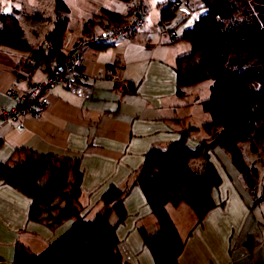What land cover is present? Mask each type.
Here are the masks:
<instances>
[{
  "label": "trees",
  "instance_id": "trees-1",
  "mask_svg": "<svg viewBox=\"0 0 264 264\" xmlns=\"http://www.w3.org/2000/svg\"><path fill=\"white\" fill-rule=\"evenodd\" d=\"M180 1L156 5L155 28L167 38L165 45L181 41L190 45V52L177 57L173 65L177 98L183 97L182 89L187 86L212 81L209 98L201 103L209 121L200 128L181 129L178 140L164 147H151L124 186L107 189L90 219L87 213L82 215L78 160L16 149L8 161L0 163V182L30 201L28 222L49 231L71 224L38 255L18 243L13 264H128L118 250L115 231L125 219L123 202L134 187L141 191L156 223L153 231L139 229L153 264H177L187 237L181 238L166 206L187 205L196 220L194 227L214 207L210 192L219 186L220 178L211 162L212 150L250 139L249 130L264 123V0H200L203 14L177 35L178 26L186 21L177 17ZM46 7L29 14L0 15V49L22 54L21 59H39L43 76L52 73L66 52H73L78 43L99 31L103 21L117 26L127 18L100 9L82 22L75 39L70 35L66 44L63 36L71 34V29L65 0H47ZM21 22L27 23L26 29ZM47 45L49 50H44ZM111 47L96 46L83 55L93 59L92 51ZM128 88L129 94L118 97L135 92L132 77ZM199 129L204 138L190 148L189 136ZM253 246L247 252H253Z\"/></svg>",
  "mask_w": 264,
  "mask_h": 264
},
{
  "label": "crops",
  "instance_id": "crops-1",
  "mask_svg": "<svg viewBox=\"0 0 264 264\" xmlns=\"http://www.w3.org/2000/svg\"><path fill=\"white\" fill-rule=\"evenodd\" d=\"M122 3L124 7L125 3ZM124 10L118 13L125 14ZM142 32L118 42L113 47L115 51L107 59L104 55L105 61L98 64L99 69L104 70L115 65L122 56L136 85L132 95L118 97L107 87L98 86L92 88L86 98L78 99L63 89L55 88L45 94V108L39 116H28L14 122L4 121L0 116V163L8 161L18 148L43 156L78 160L82 174V215L87 213V219L93 217L100 198L110 186H124L151 147H164L177 141L181 129L193 126L188 124L189 115L181 110V105L186 104L183 102L185 93L182 98L176 97L173 65L179 54L170 53L168 49L172 45H165V42L142 45L137 39ZM151 32L157 33L156 29ZM106 50L92 51L89 55L95 59L96 52ZM22 56L0 49V115L12 106L7 91L13 84ZM43 78V74L38 72L32 81L39 82ZM187 146H197L192 133ZM219 194L213 196L212 193L215 209H211L191 232L177 264H239L236 261L243 258L236 256L234 262L224 255L237 229L232 220L236 209H230V206L227 209L216 208L222 201ZM236 204L239 206L238 201ZM29 205L27 198L0 182V264H13L18 243L32 255L40 254L71 224L68 222L49 231L30 223L27 220ZM123 206L125 219L115 231L123 260L128 264H153L139 229L153 231L156 223L141 191L132 188ZM179 210L185 212L186 217L193 216L189 209ZM170 213L168 210L171 219ZM113 221L114 218L111 219Z\"/></svg>",
  "mask_w": 264,
  "mask_h": 264
},
{
  "label": "rangeland",
  "instance_id": "rangeland-1",
  "mask_svg": "<svg viewBox=\"0 0 264 264\" xmlns=\"http://www.w3.org/2000/svg\"><path fill=\"white\" fill-rule=\"evenodd\" d=\"M167 1L170 0H144V4L148 8L145 31H141L142 33L137 37L142 45L146 43L159 44L167 41L165 35L160 36L158 32L155 34L151 32L152 29H156V5ZM186 1L194 5L197 10L190 19L178 26L177 35L182 30L189 28L190 22L203 14V10L200 9V0ZM65 2L69 8L72 40L77 36L82 22L90 18L100 8L117 12H122L125 9V4L123 7L121 0H65ZM46 6L47 0H0V15H15L16 12L29 14L33 11L46 10ZM177 17H179V12ZM26 24L21 22L24 29L27 27ZM168 50L173 55L179 54L177 57H180L190 52V45L186 41L176 42ZM114 51V48L111 47L105 52H96L95 59L98 64L102 65L108 55ZM104 55H106L105 59ZM211 86V80H204L182 89L183 96L185 93L183 102L186 104L181 105V110L189 115L187 116L189 118L188 124L200 128L203 123L209 121V116L204 112L201 103L209 98ZM195 133H192L193 139L198 143L204 138V133L200 129ZM249 136L250 139L248 140L237 144L230 143L227 149L216 146L212 150L211 162L219 175L220 184L217 188L211 189L210 196L212 199V193L213 196L220 193L219 196L222 201L216 208L227 209L230 206V209H236V214L233 215L232 220L237 229L232 234L226 253H224L226 259L235 262L236 256H242L243 258L236 261L237 263L264 264V123L259 127L253 126L249 130ZM215 200H217L216 197ZM236 201H238L239 206H237ZM180 205L177 207L182 208L166 206V211L168 213L170 210L171 219L175 222L179 235H185L181 238H188L195 228L196 220L194 215L189 218L186 217L185 212L179 210L189 209L191 211L187 205ZM212 209H215V206ZM250 246L254 247V251L251 253L247 252V248ZM260 247L262 248L255 254Z\"/></svg>",
  "mask_w": 264,
  "mask_h": 264
},
{
  "label": "built area",
  "instance_id": "built-area-1",
  "mask_svg": "<svg viewBox=\"0 0 264 264\" xmlns=\"http://www.w3.org/2000/svg\"><path fill=\"white\" fill-rule=\"evenodd\" d=\"M176 6L179 18L185 20L190 19L197 10L186 0H181ZM147 12L148 8L143 0L128 1L125 4L127 18L124 23L113 26L103 21L99 31L89 36L86 41L78 43L73 52H66L63 61L54 67L52 73L44 74V78L39 82L32 81V77L41 72L42 62L33 57L22 58L20 68L14 75L13 84L7 91L12 106L1 113V118L4 121L14 122L28 116H39L45 108V94L55 88L63 89L78 99L86 98L90 90L98 86L107 87L117 96L129 94L128 82L131 76L122 56L115 65L100 70L94 59L83 54L96 46H115L121 40L141 31L146 25ZM63 40L68 44L70 34L65 33ZM43 49L49 50V46Z\"/></svg>",
  "mask_w": 264,
  "mask_h": 264
}]
</instances>
